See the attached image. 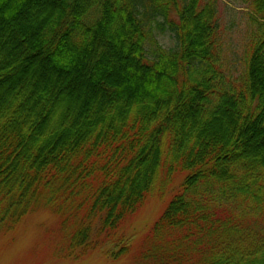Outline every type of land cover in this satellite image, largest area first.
Masks as SVG:
<instances>
[{
    "label": "trees",
    "instance_id": "obj_1",
    "mask_svg": "<svg viewBox=\"0 0 264 264\" xmlns=\"http://www.w3.org/2000/svg\"><path fill=\"white\" fill-rule=\"evenodd\" d=\"M242 1L235 74L216 0H0V235L45 209L59 259L118 260L173 191L157 264H264V0Z\"/></svg>",
    "mask_w": 264,
    "mask_h": 264
},
{
    "label": "rangeland",
    "instance_id": "obj_2",
    "mask_svg": "<svg viewBox=\"0 0 264 264\" xmlns=\"http://www.w3.org/2000/svg\"><path fill=\"white\" fill-rule=\"evenodd\" d=\"M216 3L225 61L236 74L242 69L240 58L244 51L248 8L242 0H216ZM148 26L151 27L152 36L162 46L176 49L178 42L168 28L160 29L155 21H148ZM146 50L150 58L156 57L159 52L155 51L151 41L146 42ZM181 180V175L174 177L171 186L175 189ZM172 194L173 191H170L165 195L150 196L141 208L124 221L119 230L135 234L136 240L131 250L118 260L106 261L99 255H91L79 261L59 259L56 255L59 242L56 231L58 218L42 209L29 214L14 234L0 235V264H148L152 259L153 263L150 264H157L162 257L158 249L160 238L153 234L152 226ZM141 252L144 260L140 258Z\"/></svg>",
    "mask_w": 264,
    "mask_h": 264
}]
</instances>
